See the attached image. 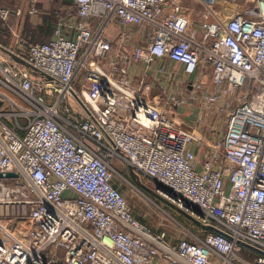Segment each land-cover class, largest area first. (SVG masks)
<instances>
[{
    "label": "built area",
    "instance_id": "obj_1",
    "mask_svg": "<svg viewBox=\"0 0 264 264\" xmlns=\"http://www.w3.org/2000/svg\"><path fill=\"white\" fill-rule=\"evenodd\" d=\"M200 1L201 40L182 0H73L74 36L59 23L49 40L27 46L11 19L21 10L0 5L14 41L0 42V264H264V0L227 17L215 12L216 0ZM104 15L149 25L133 60L183 64L188 94L171 93L163 105L148 80L135 83L104 23L94 29L91 18ZM207 65L210 83L196 76ZM64 100L76 108L63 110ZM188 100L225 116L202 159V137L172 116ZM114 158L204 234L186 230L190 238L168 241L140 222ZM243 248L252 260L239 255Z\"/></svg>",
    "mask_w": 264,
    "mask_h": 264
},
{
    "label": "crops",
    "instance_id": "obj_2",
    "mask_svg": "<svg viewBox=\"0 0 264 264\" xmlns=\"http://www.w3.org/2000/svg\"><path fill=\"white\" fill-rule=\"evenodd\" d=\"M186 1L182 0V6L184 14L189 20V28L195 38L201 40L203 31L199 21L204 11V5L200 0H192L193 4ZM254 4L255 0H237V2L229 1V3L226 0H216L214 8L216 13L227 17L234 12L236 7L252 11ZM0 5H13L21 10L19 14L12 13L11 19L25 41L24 46L32 42L49 40L59 23L63 24V30L68 35L74 36L72 26L77 20V10L73 0H0ZM31 7H35L36 11L31 12ZM165 10L171 11L170 7H166ZM91 20L94 29L104 23L102 34L111 42L113 54L118 59L124 57L130 62V71L135 83L146 79L152 84V95L159 104L166 105L171 93L186 95L191 90L183 64L168 57H158L152 65L133 60L134 48L138 44H144L148 39L151 31L149 25L139 29L136 25L121 23L115 15L92 17ZM0 21V42L11 46L14 43L11 31L1 19ZM123 32H127L129 35L124 38ZM19 47L20 49L24 48L21 45ZM159 67H162V71L158 70ZM83 71L80 69L75 81L80 78ZM196 76L210 83L212 81L211 66L207 65L201 68ZM165 83L169 87L167 90H164ZM172 116L180 125L201 136L202 143H206V148L223 135L226 129L225 116L219 108L206 106V109H203L199 100H188L184 104L174 106ZM217 132L221 135L215 137ZM213 137L215 138L213 139Z\"/></svg>",
    "mask_w": 264,
    "mask_h": 264
},
{
    "label": "rangeland",
    "instance_id": "obj_3",
    "mask_svg": "<svg viewBox=\"0 0 264 264\" xmlns=\"http://www.w3.org/2000/svg\"><path fill=\"white\" fill-rule=\"evenodd\" d=\"M186 2L193 4L192 0H187ZM164 85L166 86V83ZM75 86L77 88L80 86L78 79L75 81ZM167 88L169 87L166 86L164 90H167ZM68 105L71 107V112L73 108L77 106V104H73L71 100H64L61 103L63 110ZM219 132L214 136H220L221 134H219ZM215 137H213V139ZM207 149L206 143L202 144L200 147L201 159L204 157V153ZM113 165L129 180V182L122 186L121 190L131 207L133 215L140 222L148 225L155 232L164 231L167 234L168 241H170V238L173 240L181 237L190 238L189 235L184 234L186 230H191L201 236L204 234L205 228L198 223L194 217L170 203L166 197L157 191L155 185L149 178L142 174L133 177L130 167L118 162L116 158L113 160ZM116 182L118 183L117 180ZM238 253L246 259L252 260L254 257V253L250 256L248 251L244 248Z\"/></svg>",
    "mask_w": 264,
    "mask_h": 264
},
{
    "label": "water",
    "instance_id": "obj_4",
    "mask_svg": "<svg viewBox=\"0 0 264 264\" xmlns=\"http://www.w3.org/2000/svg\"><path fill=\"white\" fill-rule=\"evenodd\" d=\"M131 169V168H130ZM131 172H132V175H133V177H136V175H137V173L133 170V169H131ZM9 175H14V173L13 172H9ZM178 208V207H177ZM178 209H180V208H178ZM197 221V220H196ZM198 222V221H197ZM209 229H212V230H216V231H219V229H217L216 227H214V226H212V225H209V226H207Z\"/></svg>",
    "mask_w": 264,
    "mask_h": 264
},
{
    "label": "trees",
    "instance_id": "obj_5",
    "mask_svg": "<svg viewBox=\"0 0 264 264\" xmlns=\"http://www.w3.org/2000/svg\"><path fill=\"white\" fill-rule=\"evenodd\" d=\"M139 176V175H138Z\"/></svg>",
    "mask_w": 264,
    "mask_h": 264
}]
</instances>
